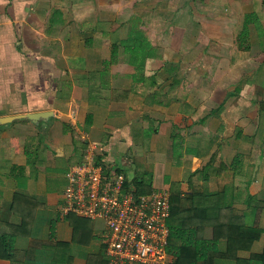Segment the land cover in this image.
I'll list each match as a JSON object with an SVG mask.
<instances>
[{"label":"crops","instance_id":"0c3cea01","mask_svg":"<svg viewBox=\"0 0 264 264\" xmlns=\"http://www.w3.org/2000/svg\"><path fill=\"white\" fill-rule=\"evenodd\" d=\"M145 41L156 52L133 57ZM86 152L151 192L243 212L262 251L264 0H0V234L27 231L0 264L105 255L101 220L77 243L62 213Z\"/></svg>","mask_w":264,"mask_h":264},{"label":"built area","instance_id":"2783aa9c","mask_svg":"<svg viewBox=\"0 0 264 264\" xmlns=\"http://www.w3.org/2000/svg\"><path fill=\"white\" fill-rule=\"evenodd\" d=\"M66 177L62 213L103 222L107 264H172L166 192L136 193L121 169L104 168L93 152H86Z\"/></svg>","mask_w":264,"mask_h":264},{"label":"trees","instance_id":"16d2710c","mask_svg":"<svg viewBox=\"0 0 264 264\" xmlns=\"http://www.w3.org/2000/svg\"><path fill=\"white\" fill-rule=\"evenodd\" d=\"M136 193H149V185L142 181L132 180ZM170 216L167 220L168 227L188 228L190 238L176 240L169 233L167 251L172 255V264H221L233 262L234 264H264V248L260 252H252L251 247L260 236L261 230L255 226L244 223L243 212H238L224 203H218L212 197H202L192 193L189 197H182L176 190L169 195ZM20 228L26 221L21 219ZM73 229V241L82 243L84 235L78 226L89 220L68 216ZM209 227L210 237H205V228ZM22 229H16L12 234H0V259L13 258V240L18 234H24ZM104 251V246H102ZM247 252L246 256L242 253ZM105 255L98 264H106ZM10 264H15L13 263ZM89 264V263H88Z\"/></svg>","mask_w":264,"mask_h":264},{"label":"rangeland","instance_id":"374dc122","mask_svg":"<svg viewBox=\"0 0 264 264\" xmlns=\"http://www.w3.org/2000/svg\"><path fill=\"white\" fill-rule=\"evenodd\" d=\"M140 46H141V49H138L137 47H135V51L138 52V53H136V55H135V53L132 54L133 57H135V56H139V57L142 56L143 53L140 55V52L142 51V49H143L142 52H145V51L147 50V48H149L148 50H151V53L148 52V54H151V56L154 54L153 51L156 52V49H152V48L149 46V44L147 43V41H145V44L143 43V44L140 45ZM142 47H143V48H142ZM148 50H147V51H148ZM54 187H55V190H54L55 193H56L57 195H59V197H60V195H61V190H62V187H63V181H59V182L55 183ZM252 249H253V250H254V249H259L258 243H255V244L252 246Z\"/></svg>","mask_w":264,"mask_h":264}]
</instances>
